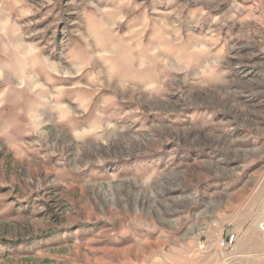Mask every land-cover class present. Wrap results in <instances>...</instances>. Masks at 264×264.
<instances>
[{
    "label": "rangeland",
    "instance_id": "374dc122",
    "mask_svg": "<svg viewBox=\"0 0 264 264\" xmlns=\"http://www.w3.org/2000/svg\"><path fill=\"white\" fill-rule=\"evenodd\" d=\"M263 218L264 0H0V264H264Z\"/></svg>",
    "mask_w": 264,
    "mask_h": 264
},
{
    "label": "built area",
    "instance_id": "2783aa9c",
    "mask_svg": "<svg viewBox=\"0 0 264 264\" xmlns=\"http://www.w3.org/2000/svg\"><path fill=\"white\" fill-rule=\"evenodd\" d=\"M258 228L260 233L264 236V218L259 222ZM233 240V236L229 239V243H231Z\"/></svg>",
    "mask_w": 264,
    "mask_h": 264
}]
</instances>
